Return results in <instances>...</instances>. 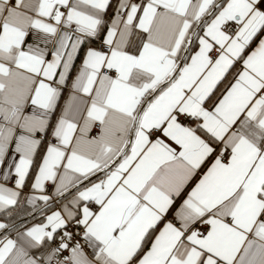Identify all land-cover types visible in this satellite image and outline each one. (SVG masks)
Wrapping results in <instances>:
<instances>
[{
    "label": "snow or ice",
    "instance_id": "1",
    "mask_svg": "<svg viewBox=\"0 0 264 264\" xmlns=\"http://www.w3.org/2000/svg\"><path fill=\"white\" fill-rule=\"evenodd\" d=\"M0 264H264V0H0Z\"/></svg>",
    "mask_w": 264,
    "mask_h": 264
},
{
    "label": "crops",
    "instance_id": "2",
    "mask_svg": "<svg viewBox=\"0 0 264 264\" xmlns=\"http://www.w3.org/2000/svg\"><path fill=\"white\" fill-rule=\"evenodd\" d=\"M237 67H239V65H237Z\"/></svg>",
    "mask_w": 264,
    "mask_h": 264
}]
</instances>
